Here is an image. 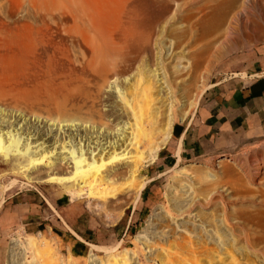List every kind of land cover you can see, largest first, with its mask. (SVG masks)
<instances>
[{
    "label": "rangeland",
    "instance_id": "obj_1",
    "mask_svg": "<svg viewBox=\"0 0 264 264\" xmlns=\"http://www.w3.org/2000/svg\"><path fill=\"white\" fill-rule=\"evenodd\" d=\"M37 4L0 0V128L127 153L85 188L46 181L75 170L61 146L0 153L4 264H264V134L197 118L229 59L264 47V0Z\"/></svg>",
    "mask_w": 264,
    "mask_h": 264
},
{
    "label": "crops",
    "instance_id": "obj_2",
    "mask_svg": "<svg viewBox=\"0 0 264 264\" xmlns=\"http://www.w3.org/2000/svg\"><path fill=\"white\" fill-rule=\"evenodd\" d=\"M228 65L230 70L227 77L215 83L213 91L207 92V99L197 118L203 123L205 120L209 130H221L227 139L235 130H241L246 136L254 133L264 134V47L229 59ZM6 200L0 201L1 215L8 210ZM2 225L0 220V246ZM0 261L4 264V257Z\"/></svg>",
    "mask_w": 264,
    "mask_h": 264
},
{
    "label": "bare ground",
    "instance_id": "obj_3",
    "mask_svg": "<svg viewBox=\"0 0 264 264\" xmlns=\"http://www.w3.org/2000/svg\"><path fill=\"white\" fill-rule=\"evenodd\" d=\"M38 0H34V6H35V13L37 14L38 9ZM20 29V28H19ZM17 43H16V49L17 51H22L23 47V37L21 30H18L17 32ZM64 123V122H62ZM51 125H54L52 123ZM61 126V125H60ZM59 128V126H58ZM18 128H11V129H4L0 128V153H2V156L4 158H11L10 155H24L29 158V160L32 162V165H38L41 161H45L46 157H53L54 159H57L60 163H63L65 160H61L59 158V151L58 147H62V152H65L72 158V164L75 167V170L72 172H66L62 174H52L48 176L46 181L50 179H56L59 181H67L73 177V175L78 171L82 175V179L79 180L78 187L85 188L86 185L92 184L96 181V178L94 176L88 175L89 168L94 167L96 165H106L108 163H111L112 161H117L119 157H122V155H125L126 148L123 149V151L116 152L109 151L107 146H112L114 149H116L119 144L117 141H108V142H102L95 140L96 143L99 144V148H96L95 146H85L80 143V141L77 143L76 146L70 145L71 141H67L64 143H60L57 141L54 145V147L49 150L48 148L50 145H48L44 140L38 141L33 144L32 140L36 139V136L27 134L22 135L24 132H16ZM121 130V128H118V135H120L121 139L124 137V134ZM10 146H12V149H8ZM34 147H37V150H34ZM88 147V148H87ZM99 149L103 154L101 155V161L97 160L96 155L99 151L95 150ZM157 149H154L153 151H156ZM110 154L108 160L104 158V154ZM87 154L91 155V160L89 161L87 159ZM56 157V158H55ZM155 159V158H154ZM50 165H55L53 162H49ZM45 164V163H44ZM85 193V192H84ZM83 193L82 189H73L72 195L74 197L80 196ZM90 204V203H89ZM218 232V231H217ZM219 235V234H218ZM222 237L221 235H219ZM40 243V242H39ZM41 244V243H40ZM96 247V245H94ZM111 253V252H110ZM12 264V263H11Z\"/></svg>",
    "mask_w": 264,
    "mask_h": 264
}]
</instances>
